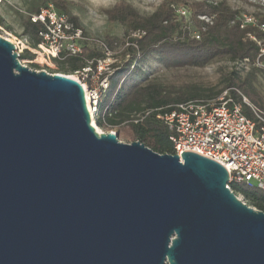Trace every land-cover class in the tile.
I'll list each match as a JSON object with an SVG mask.
<instances>
[{
	"label": "water",
	"instance_id": "1",
	"mask_svg": "<svg viewBox=\"0 0 264 264\" xmlns=\"http://www.w3.org/2000/svg\"><path fill=\"white\" fill-rule=\"evenodd\" d=\"M227 170L99 132L80 83L0 37V264H264Z\"/></svg>",
	"mask_w": 264,
	"mask_h": 264
},
{
	"label": "trees",
	"instance_id": "2",
	"mask_svg": "<svg viewBox=\"0 0 264 264\" xmlns=\"http://www.w3.org/2000/svg\"><path fill=\"white\" fill-rule=\"evenodd\" d=\"M52 3L59 11L68 12L64 1L52 0ZM180 8L189 10V19L179 14ZM107 15L109 21L126 28L122 46L126 41L131 45L121 53L125 62L113 66L110 88L101 97L95 121L99 128L111 131L125 124L137 142L158 154L174 155L171 132L158 119L159 113L190 100L215 99L227 89H231L238 102H243L245 97L258 104L248 86L251 74L243 81L233 73L216 91L197 86L170 90L149 78L144 67L155 62L167 69L203 68L214 62L229 61L248 63L253 70H258L256 64H264V31L260 28L264 26V7L253 18L255 23L246 25L243 12L231 9L221 0H164L148 16L141 15L123 0L107 11ZM72 20L78 26L76 19ZM0 26H6L1 15ZM39 31V25L28 20L23 22V37L30 40L32 48L40 44ZM131 31L143 32L144 36L129 38ZM107 42L111 47L118 45L111 37ZM101 57L96 51L85 50L81 56L58 62V67L73 73L84 68L88 60ZM20 59L32 61L34 55L25 51ZM32 66L39 69L38 65ZM233 190L264 213V192L245 185H237Z\"/></svg>",
	"mask_w": 264,
	"mask_h": 264
},
{
	"label": "built area",
	"instance_id": "3",
	"mask_svg": "<svg viewBox=\"0 0 264 264\" xmlns=\"http://www.w3.org/2000/svg\"><path fill=\"white\" fill-rule=\"evenodd\" d=\"M7 2L0 0V5ZM20 12L26 20L40 26V44L35 48L26 37L15 45L20 57L25 51L34 55L30 63L56 68L58 62L81 56L85 50L102 55L88 60L84 68L69 76L82 85L92 121H96L101 97L110 88L113 66L120 63L113 51L118 45L111 47L107 41L87 34L53 3L35 12ZM179 14L187 18L186 11ZM244 21V25L255 23L253 18L244 17ZM260 28L264 31V26ZM142 36L143 32H135L129 38ZM130 45L126 41L121 52ZM157 117L171 132L174 155L181 159L183 152L190 151L218 162L229 174L227 188L231 192L237 185L264 192V111L245 97L238 102L231 89H227L215 99L180 103Z\"/></svg>",
	"mask_w": 264,
	"mask_h": 264
},
{
	"label": "rangeland",
	"instance_id": "4",
	"mask_svg": "<svg viewBox=\"0 0 264 264\" xmlns=\"http://www.w3.org/2000/svg\"><path fill=\"white\" fill-rule=\"evenodd\" d=\"M67 3L68 12L71 18L76 19L78 26L87 34L96 38L107 41L108 37L116 39L118 46L113 50L115 59L120 63L125 62L121 57V46L125 41L126 28L117 22H111L108 19L107 11L111 10L115 5L123 0H62ZM127 4L135 8L141 15L148 16L153 14L164 0H124ZM203 1V0H189ZM233 10H241L247 19L254 18L255 15L264 7V0H221ZM52 0H8L7 3L0 5V15L5 20V27L0 26V37L8 40L14 46L18 40L23 37V22L26 20L20 11L32 12L37 8H42ZM186 11L187 19L190 12L187 8H180L179 11ZM178 11V12H179ZM201 19H205L202 17ZM208 21V20H206ZM135 32H130L129 35ZM19 53V51H16ZM22 65L29 67L35 71H46L51 75L71 76L72 73L67 69L43 68L34 69L33 64L25 59H20ZM258 70L248 63H233L229 61L214 62L206 67H186L180 69H167L159 66L155 62L146 64L144 69L149 78L156 80L170 90L188 89L192 86L199 88L218 90L226 81V78L233 73H237L243 81L248 80V86L251 94L257 100L258 104L253 103L249 99L247 101L255 107L264 111V64L257 63ZM96 125V123H95ZM97 126V125H96ZM98 127V126H97ZM99 128V127H98ZM100 131L107 132L105 129L99 128ZM119 135V141L124 144H132L136 142L131 129L127 125H121L115 130H111ZM240 201L249 207L259 211L254 205L248 201L242 194L236 195Z\"/></svg>",
	"mask_w": 264,
	"mask_h": 264
},
{
	"label": "bare ground",
	"instance_id": "5",
	"mask_svg": "<svg viewBox=\"0 0 264 264\" xmlns=\"http://www.w3.org/2000/svg\"><path fill=\"white\" fill-rule=\"evenodd\" d=\"M90 108H92V106H90ZM95 127L97 128V130L99 131V132H101L100 131V129L95 125ZM106 133V132H105ZM106 134H108V133H106Z\"/></svg>",
	"mask_w": 264,
	"mask_h": 264
}]
</instances>
